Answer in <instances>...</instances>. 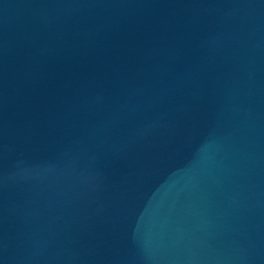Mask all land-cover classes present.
<instances>
[{"label":"water","instance_id":"obj_1","mask_svg":"<svg viewBox=\"0 0 264 264\" xmlns=\"http://www.w3.org/2000/svg\"><path fill=\"white\" fill-rule=\"evenodd\" d=\"M0 264H264V0H0Z\"/></svg>","mask_w":264,"mask_h":264}]
</instances>
